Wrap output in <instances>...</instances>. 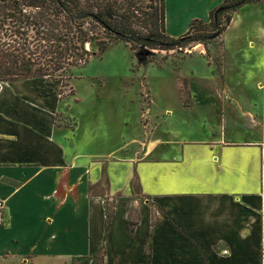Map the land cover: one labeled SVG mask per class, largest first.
Returning <instances> with one entry per match:
<instances>
[{"label": "crops", "instance_id": "obj_1", "mask_svg": "<svg viewBox=\"0 0 264 264\" xmlns=\"http://www.w3.org/2000/svg\"><path fill=\"white\" fill-rule=\"evenodd\" d=\"M247 5L230 23L252 28L231 50L233 88L224 82L244 121L232 131L174 133L138 153L109 146L108 134L60 142L47 113L25 107L18 118L0 99V264H264V0Z\"/></svg>", "mask_w": 264, "mask_h": 264}, {"label": "rangeland", "instance_id": "obj_2", "mask_svg": "<svg viewBox=\"0 0 264 264\" xmlns=\"http://www.w3.org/2000/svg\"><path fill=\"white\" fill-rule=\"evenodd\" d=\"M202 1L165 0V32L155 44L112 41L102 53L54 81L21 78L1 84L0 99H12L18 118L25 107L47 113L53 128L61 131L57 134L60 142L81 132L90 140L108 134L114 135L109 146L125 149L131 145L138 153L139 148L171 139L174 133L195 140L232 131L244 121L231 111L224 82L228 88L234 85L231 50L245 47L236 37L252 28L236 19L218 38L209 39L213 34L210 14L223 1L201 16L197 4ZM250 12L245 5L232 18ZM225 15L220 16L222 23ZM184 21L189 23L181 32ZM88 49L96 51L91 46ZM224 63L227 68L223 74ZM23 99L34 103L23 104ZM93 150L94 154L102 152L97 145ZM94 161L102 160L94 157ZM102 182L98 193L105 189V178ZM111 211L108 203L106 219Z\"/></svg>", "mask_w": 264, "mask_h": 264}, {"label": "trees", "instance_id": "obj_3", "mask_svg": "<svg viewBox=\"0 0 264 264\" xmlns=\"http://www.w3.org/2000/svg\"><path fill=\"white\" fill-rule=\"evenodd\" d=\"M260 1L224 0L210 14L213 34L208 38H218L240 7ZM164 23L165 0H0V85L21 78L54 81L112 41L155 44ZM130 187L137 193L136 177ZM109 224L110 218L105 230Z\"/></svg>", "mask_w": 264, "mask_h": 264}, {"label": "built area", "instance_id": "obj_4", "mask_svg": "<svg viewBox=\"0 0 264 264\" xmlns=\"http://www.w3.org/2000/svg\"><path fill=\"white\" fill-rule=\"evenodd\" d=\"M2 208H3V202L0 201V211L2 210ZM223 253H226V252L224 251Z\"/></svg>", "mask_w": 264, "mask_h": 264}]
</instances>
